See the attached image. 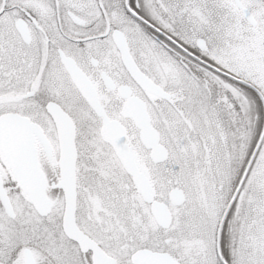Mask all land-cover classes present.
Returning a JSON list of instances; mask_svg holds the SVG:
<instances>
[{"label":"snow or ice","instance_id":"1","mask_svg":"<svg viewBox=\"0 0 264 264\" xmlns=\"http://www.w3.org/2000/svg\"><path fill=\"white\" fill-rule=\"evenodd\" d=\"M0 264H264V0H0Z\"/></svg>","mask_w":264,"mask_h":264}]
</instances>
